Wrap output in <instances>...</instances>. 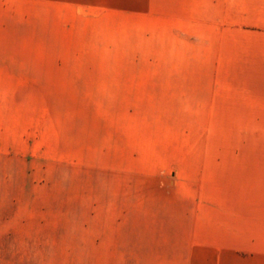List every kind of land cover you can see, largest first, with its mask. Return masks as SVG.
I'll list each match as a JSON object with an SVG mask.
<instances>
[{
  "label": "rangeland",
  "instance_id": "obj_1",
  "mask_svg": "<svg viewBox=\"0 0 264 264\" xmlns=\"http://www.w3.org/2000/svg\"><path fill=\"white\" fill-rule=\"evenodd\" d=\"M0 241L264 264V0H0Z\"/></svg>",
  "mask_w": 264,
  "mask_h": 264
},
{
  "label": "crops",
  "instance_id": "obj_2",
  "mask_svg": "<svg viewBox=\"0 0 264 264\" xmlns=\"http://www.w3.org/2000/svg\"><path fill=\"white\" fill-rule=\"evenodd\" d=\"M52 243L0 241V264H59V248Z\"/></svg>",
  "mask_w": 264,
  "mask_h": 264
}]
</instances>
